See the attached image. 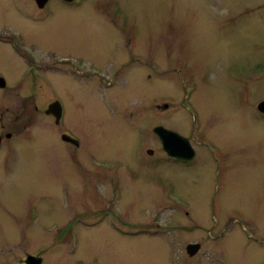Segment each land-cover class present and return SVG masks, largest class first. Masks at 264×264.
<instances>
[{
  "label": "rangeland",
  "instance_id": "374dc122",
  "mask_svg": "<svg viewBox=\"0 0 264 264\" xmlns=\"http://www.w3.org/2000/svg\"><path fill=\"white\" fill-rule=\"evenodd\" d=\"M76 1L51 0L41 21L33 0H0V25L19 30L41 54L80 57L117 75L110 89L61 69L33 80L20 63L8 73L11 59L0 52V71L9 74L0 89V134H12L0 147V264L27 255L41 264H190L184 247L191 242L202 248L198 264H264V125L241 121L235 97L240 71L252 73L257 62L264 70V0ZM177 66L194 86L195 132ZM53 100L65 111L59 127L46 114ZM158 125L206 138L227 161L221 169L201 148L185 167L169 162L153 133ZM64 131L78 148L62 141ZM90 158L115 167L122 192H110V173L97 175ZM113 198L120 200L114 217L130 223L126 235L106 215L91 225ZM157 212L161 224L179 229L155 228ZM212 215L226 223H212ZM235 216L260 232L258 241L229 222Z\"/></svg>",
  "mask_w": 264,
  "mask_h": 264
},
{
  "label": "flooded vegetation",
  "instance_id": "af4514ba",
  "mask_svg": "<svg viewBox=\"0 0 264 264\" xmlns=\"http://www.w3.org/2000/svg\"><path fill=\"white\" fill-rule=\"evenodd\" d=\"M33 1L36 4L35 0H33ZM50 2H51V0H49L46 3V5L42 8L37 7L38 9L43 11V14H44V17L41 21H44L45 19H47L50 16L48 9H46L47 5ZM62 3L65 5L71 4V3H64V2H62ZM75 3H77L76 0H75ZM67 6H69V5H67ZM17 14L19 17H22V18H25V19L31 21L30 14L25 13L21 10L18 11ZM31 22L34 23L33 21H31ZM25 27H30V26L28 24H25ZM122 46H123V48H126V50H127V55H128L127 58L130 59L131 61L137 62L139 64L140 59L138 58V55L133 53V51L129 49V46H125L124 43ZM5 48H7L8 51ZM0 52L5 53L11 59L10 61H8V63H5L6 69L9 70L8 73H12L13 71L17 70V65H18V63H20L21 65L24 66V68L26 70L25 72L23 70V72L26 73L25 75L28 74L29 77H31V79H33V80L36 79V77L46 78V76L44 74L47 73L48 71H51L52 69L53 70L61 69L63 71L65 70V72H68L70 75H72L76 78L81 79L82 77H95L97 79L105 81L106 83L104 84V86H105L104 88L110 89L113 87V85L115 83L114 80L117 77L116 74L114 76H111V73H113L114 71H109L108 73H105L102 71V69H99L96 66L88 65V67H87L84 64V62L86 63V61L80 57L73 58V56H69V55H67V56L62 55L61 56V55H58L55 53L41 54L39 52V50H36L31 44H29L25 41L22 33L19 30L15 29L13 27H10V26H1L0 25ZM138 59H139V61H138ZM141 61L143 62L142 59H141ZM51 64H55L58 67H51ZM143 64L145 66L147 65L145 62ZM94 67H96V68H94ZM123 67H127L126 64H123ZM176 69H177V74L181 80V84L184 87H187L185 94H184V98L186 101H188V103L182 102V106L185 109V111L189 114V116L191 117V122H192V126H193L191 128V130H192V132H195L196 128L194 126L196 123L200 122V117L198 116L197 112L194 110V108L190 104V98L192 95L191 92L192 93L194 92V89H193L194 86L192 84L187 86L188 83L186 81V78H185L186 76H185L184 71L182 69H180V67H178V66ZM257 69H258V62L255 63L254 70L252 73L248 74L247 71L246 72L240 71L238 73V79H237L238 84H237L236 94H235L236 105H237V108L239 111L238 112L239 118L241 119V121H248L250 124H253L254 128H256V129H258V123L259 124L262 123L264 125V95H263L264 90L260 93L256 92V89H259V86L264 84V81L259 79L261 76L260 74L263 73L264 70L258 71ZM155 70H156V68H155ZM255 70L258 72H256ZM8 73L0 71V89H3L4 87H7L9 85V81H8L9 80L8 79L9 74ZM116 73L119 74L118 71ZM207 75H209V74H207ZM257 79H259L258 83H257V85H254V80L257 82ZM45 87H46V90L47 89L50 90V93L52 95L55 94L54 93L55 90L53 88L54 86L51 83V81L46 80ZM30 91L33 92L34 89L31 88ZM54 101H56V100H53V102ZM61 107H62V105H61ZM244 111H248L249 114L246 112L247 115H245ZM64 115H65V111H64V108L62 107L61 118H60L59 122L56 123V126H58V127L60 126L59 124L62 121ZM53 119L55 122L56 121L55 118H53ZM0 123H1V130H2L3 129L2 118H0ZM158 126H161V127L165 128L167 130H170L172 132H175L179 136L185 138L188 141V143L190 144V146L192 147V149L194 150V157L190 161L169 157V156H167V154L163 150L161 140L159 139L158 136L155 135V137H156L155 139H156L159 147L161 148L160 156L165 157L169 162L178 164L181 167H185V166H187V165H189L195 161L196 150H200L201 148H203L202 150H204L206 152L208 158L211 159V163H213V162L217 163L218 167L220 165L221 169H222L221 164H223V162L227 161L222 155L217 154V151L215 150L212 142L209 140H206V138H201L199 141H196L192 137V134H190V137L184 136L178 130L176 132V130H173L171 128L168 129L162 125H158ZM3 137L5 138L4 140L2 139ZM11 138H12L11 133L3 134V136L0 134V147L2 146V144L4 143V141L6 139H11ZM61 139L65 143L72 145L75 148L79 147V143H78L77 139L74 138L72 135H69L65 131L62 132ZM148 153L152 154L151 151H149ZM87 162L90 165L92 171L98 172L97 175H100V173H110V184H109L110 185V192H113L115 195H118L120 192H122V191H119L116 189V184H115L116 178H115L114 174L112 173V171L115 170V167L110 166L111 164L106 163V162H97L95 158H90L89 161L87 160ZM100 163H102L103 165H101ZM218 167H216V168L218 169ZM118 168L119 167H117L116 169H118ZM220 185L221 184L219 183L217 188ZM119 201L120 200L117 201L116 198H113L112 201L108 205V210H103V209L98 210L97 209V213L96 214L94 213L95 221L91 222V225L98 223L100 220L103 221V219L105 218V215H106V217L107 216L109 217L108 225L111 228L113 227L112 229H114L117 232H122L124 235L128 234L130 232V229H129L130 223L128 224L127 221H125L124 219H116L114 217L115 216L114 214H116L115 207H117ZM213 201H216V200H213ZM169 202H171L176 208L182 209L183 211L187 210L189 207L188 203H186L184 201L186 204H180V202H178V200L175 201L174 197H172L171 200H169ZM159 213L160 212H157L155 214L156 219H155V221H153V225L155 228L158 229V228H161L162 226H164L165 228H167V230H170L171 232L173 230L179 229L180 226L176 222L174 224H172L171 222L168 221L164 225L161 224V216ZM186 217L190 220V222H194L189 218L188 214H186ZM212 218H213V220L211 221L210 216H209V221H211L214 224H218V222H220V221H221V223H226L225 219H223L222 217H220L218 215H212ZM231 221H233L235 223V225L238 227L239 231L242 234H244V236L247 237L246 239H249L251 242L258 241V237L260 236L259 235L260 232L257 231L256 229H254L253 227L249 226L247 223H245V221L241 217L235 216V218L233 220H230L229 222H231ZM119 223L121 225H123V227H121ZM119 227H120V231H118ZM225 227H226V224H224L222 226V229L225 230ZM70 232L71 233L69 234V236L73 237L71 230H70ZM210 232L211 231L208 230V233H210ZM261 235H264V232ZM191 244H198V243H195V242L187 243L184 247L186 254H187L186 248L188 245H191ZM198 245H199V249H198L196 254H194L193 256H189L187 254V258L193 260L190 264H198L197 260H195V259L196 258L199 259L198 255L202 252L201 245L200 244H198ZM24 261L25 260H23L22 262H19L17 264H24Z\"/></svg>",
  "mask_w": 264,
  "mask_h": 264
},
{
  "label": "water",
  "instance_id": "95a60500",
  "mask_svg": "<svg viewBox=\"0 0 264 264\" xmlns=\"http://www.w3.org/2000/svg\"><path fill=\"white\" fill-rule=\"evenodd\" d=\"M66 3H70L72 0H62ZM36 5L39 8L45 6L48 0H35ZM48 115H53L56 119V122L59 121L61 116V109L58 103L51 104L49 110L47 111ZM153 133L159 137L162 142V147L167 156L182 160L190 161L194 157V150L188 143V141L176 134L175 132L164 129L163 127H155ZM199 249L198 244L188 245L186 252L189 256H193L197 253ZM42 259L40 257H34L28 255L24 261V264H41Z\"/></svg>",
  "mask_w": 264,
  "mask_h": 264
}]
</instances>
